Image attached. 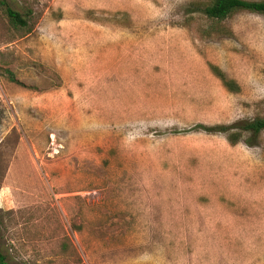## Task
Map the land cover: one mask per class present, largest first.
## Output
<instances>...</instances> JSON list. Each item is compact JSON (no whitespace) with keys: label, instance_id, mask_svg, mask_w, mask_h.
<instances>
[{"label":"rangeland","instance_id":"obj_1","mask_svg":"<svg viewBox=\"0 0 264 264\" xmlns=\"http://www.w3.org/2000/svg\"><path fill=\"white\" fill-rule=\"evenodd\" d=\"M8 1L30 23L0 10L9 264H264V131L193 128L264 116V16L204 36L198 0Z\"/></svg>","mask_w":264,"mask_h":264},{"label":"trees","instance_id":"obj_2","mask_svg":"<svg viewBox=\"0 0 264 264\" xmlns=\"http://www.w3.org/2000/svg\"><path fill=\"white\" fill-rule=\"evenodd\" d=\"M0 10L14 27L30 28L29 16L14 9L8 0H0ZM240 10L257 12L264 16V0H198L189 5L190 13H201L210 22L209 26L202 29L204 36H212V34L216 33L224 36H233L232 29L224 25V21L233 13ZM210 69L221 80L228 91L239 93L242 90L240 83L236 79L229 77L218 65L210 64ZM11 79L20 82L12 73ZM193 128L208 133L225 132L228 134L229 141L233 144L244 138L248 145L254 146L258 143L260 135L264 131V116L237 120L231 124L206 125L198 123ZM232 129H236L237 131L231 133ZM0 264H9L1 248Z\"/></svg>","mask_w":264,"mask_h":264}]
</instances>
